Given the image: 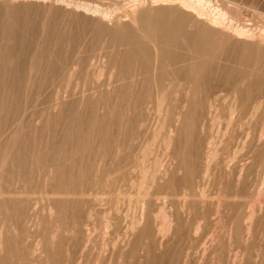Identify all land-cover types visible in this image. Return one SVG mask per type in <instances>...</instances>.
I'll use <instances>...</instances> for the list:
<instances>
[{
    "label": "bare ground",
    "instance_id": "obj_1",
    "mask_svg": "<svg viewBox=\"0 0 264 264\" xmlns=\"http://www.w3.org/2000/svg\"><path fill=\"white\" fill-rule=\"evenodd\" d=\"M128 2L130 3V8L127 10L129 12L127 13V11L123 10L125 14L122 15V21H128L129 24H121L119 26L118 21H121V18H115L116 21L114 23L117 27L112 32L114 34L111 35L113 42L110 45V53L108 57L106 51L103 53L110 60L112 68L104 79L99 80L100 76L102 77L104 74L102 73L103 69L101 72V69L98 68L100 66H98L95 70L92 68V72L90 71L91 78L89 79V83L87 81L86 83L85 81L77 83L76 81L75 87L70 88L69 81L78 71L77 66L80 65L79 54L81 52L79 49H83L84 46L81 47L79 45L81 48L77 47L76 51L71 54L70 52L66 54V51L64 52L62 48L61 51L63 53L59 52L58 56H54L57 55L55 53L58 52L56 51L58 49L53 51H56L55 53L49 51L53 53L50 55L47 53V50L45 53L48 56L51 57L53 55L56 57V60L54 58L53 60L51 59L52 63L49 61L50 57L47 56L49 58L47 62L49 61L52 64L50 65L52 67L51 72L49 74L45 72L47 75L43 76L47 77H42V80L39 81L34 96H31L32 98H30V93H28L30 99L27 97L28 99L25 100L21 108L16 103V99L14 101L16 104L14 111L20 109L19 122L21 127L31 128L34 131L31 118L35 117L37 120L36 117L40 116V114L35 113L34 109L38 104L40 106L43 104L39 103V100L41 99V95L47 93L45 98H43L45 100V107L42 111L47 113V118L49 119L52 117L50 113L53 110L63 109L65 125L61 126L60 139L58 138L60 142L54 143L52 149L46 150V145L44 148H30L36 152L34 166L37 168L38 179L31 177V169L27 170V153L21 151V153H14L13 157L17 164V172L26 174V176L29 172L26 182L28 186L27 191L30 190L31 192L29 191V194H25L24 201L18 198L21 191L18 192L17 189V191L13 192V190H10L9 185L5 187L0 185V205L10 211V215L8 216L15 221V226L18 225L17 228L20 232L19 235L15 234L6 237L4 235V239L0 237V249L6 247V254H8V256L0 255V264H13V260H9L10 255L11 257L13 255L17 257L19 260L17 262H20L19 264H28L31 261V257L36 254L38 258L40 257V264H188L189 261L187 263L184 257L188 256L187 254L190 252L188 250L194 245L197 250H200L202 256L208 251L206 264H264V73H261V71L264 72V28L261 29L260 27V30L257 29L258 32L255 33L251 28L247 27L248 25L243 24L245 22L242 23L237 18L238 16L228 14L227 7L231 6L229 1L225 4L219 3V0H128ZM88 3L78 2L75 7H78L83 14L98 17L100 21L107 22L111 20L109 11H105L106 8H104L105 10H100L97 8V4L93 6L90 4V6ZM32 9L34 8L32 7ZM14 10L16 8H10L5 13L8 14L10 11L12 14L11 11ZM71 12L70 14H73ZM11 14L0 24V102L3 98L1 96L2 89L12 82L11 85L18 91L20 87H18V84L24 77V68L20 66L22 64L20 61L23 59L21 57L22 54L20 56V52L18 51L19 59H21L20 61L16 59V62L15 58H17V55L14 58L11 54V47L4 44L7 41L6 39L10 40L11 34L14 37L16 36L9 23ZM260 16L262 17V15ZM242 21L244 20L242 19ZM101 33V30L97 32L96 37ZM116 33L120 34V37L119 35L116 36ZM62 38L64 39L65 37ZM4 39L5 41L2 43ZM14 39L16 40V38ZM58 41H62V39H57L58 47L56 48H59L61 45L58 44L60 43ZM247 41L250 43H247ZM89 42L92 43L91 41ZM105 42L103 41V44L100 46V51L105 49ZM81 44L83 45V43ZM116 44L124 46L122 51L119 50L120 52L116 53L118 57L111 55ZM86 46L90 45L86 44ZM110 47L108 48L110 49ZM40 52L43 56L38 54L37 58L39 56H46L45 53L43 54L44 49L43 52L42 49ZM104 61L106 62V60ZM90 62L92 63V60ZM96 62L93 64L95 67ZM91 63L88 64L91 65ZM90 65L85 67L87 68L85 75L82 74L84 78L88 77ZM103 68H105L104 64ZM37 71L38 68L36 73ZM56 78H59L61 81L65 80V83L62 86H60V83L54 84V79ZM111 86L113 88L109 90ZM31 88L33 87H30L29 91ZM97 91L99 92V96L94 97L93 94ZM75 94L80 95V99L68 101L69 103L65 105L61 103L63 99L65 102V98L67 99L69 96ZM99 103H102L104 106L103 114L96 112V106ZM80 108L85 109L88 113L86 118L80 115ZM0 111L2 110L0 109ZM87 113L84 112L86 115ZM62 114L63 112H61V116ZM224 114L227 117V119L224 118L226 127L233 124L232 121L236 117L244 119L242 121L246 126L245 136L249 140L250 146L248 149H246V146H242L247 150L244 149L246 155L242 154L243 157H241L245 158V162L243 161L245 165H241L240 162V165H237L238 170H235L237 167L232 169L228 165L227 176L224 177L222 174L221 176L217 175V177H220V180H216L218 181V183L216 182V190L213 192L214 195L209 198L208 193L206 194L204 190L206 188L209 189V187L203 189L204 185L201 186V184V188L196 185L199 183L197 181L200 178H197L198 180L195 181V186L192 183L196 168L199 167L195 168L198 137L195 135L197 131L194 133V124L196 127V123H199L202 127L205 118L211 116L210 126H212L216 122L218 123V120ZM124 115L127 116L125 122H123ZM12 119H14L13 116ZM209 119L208 124L210 123ZM3 125L0 122V135L2 134L1 128ZM122 125H126L128 129L120 130L122 129ZM238 127H236L237 131ZM22 128L19 131L21 138L23 137L27 140L26 134L22 136ZM163 128H165L166 134H163L164 136L160 140L162 146L164 145L166 148L165 150L168 151L167 148L171 142L175 143L172 146L171 152H167L173 162L174 160L176 161L175 169L171 170L169 174L167 170L163 173L160 171L162 174L158 173V175L157 172L161 166L163 169V165H161V162L159 163L161 155L157 158L155 156L157 155L156 153L153 160L149 159L150 156L146 158L149 160V163L151 161L149 165L145 160L143 161L148 166H145L142 160H140L142 164L140 169L139 167L137 168L140 171L139 180L137 182L135 180L136 184L132 183L130 186L133 189L135 188L136 191V195L132 194L134 195L132 198L135 197L134 200L130 199L128 195L129 205L133 206L130 218H127L128 220L120 218L116 214V211L112 219V215H108L110 213L109 211L107 212L109 208L106 212L105 210L102 212L99 229H97L93 224L91 212L94 206L96 210V205L102 203L103 197L98 195V192V194L95 193L100 197L94 198L90 204L87 199L89 190L91 187L95 188V186L100 184V187L103 189L105 187L108 188L107 185L110 182L113 184V182L127 179L126 176L131 172L129 169H126L131 161L129 157L132 153L131 149H133L131 140L137 137L138 133H144L145 135L151 129L150 138L144 142L146 143L145 145L151 146L157 141L156 139L160 136ZM227 131L230 132L228 129ZM171 132L172 134L175 132L173 136L172 134L170 135ZM12 133L11 131V136ZM225 133L222 134L225 135ZM194 136L195 138L192 140ZM238 137L239 135L236 134V139ZM0 138L3 140L10 139L8 134L1 135ZM220 142L222 144V140ZM34 143L36 142L34 141ZM153 150L151 153H154ZM232 150L234 151V149ZM149 151L148 153H146L147 151H141L142 157L145 153L150 154ZM237 151L239 154L236 155H240L241 152ZM202 152L204 151L202 150ZM217 153L210 155L207 152L206 157L211 156L213 163V159L216 157L213 158L212 155L218 156ZM235 153H229L230 157L227 155L230 158H228L229 161L234 160ZM140 156L139 158L141 159ZM205 159L203 158V162L207 164L208 161ZM237 159L235 160L238 161ZM14 161L12 158L11 165L8 164L7 167L15 165V163H12ZM4 162L5 160L0 165V173L2 169L6 168L7 161L5 164ZM222 162L224 163L225 161L222 160ZM206 164L205 167L207 168ZM234 164L236 162L232 163V165ZM232 165L230 163V166ZM133 166L135 171L136 165ZM206 168L204 169L203 167L204 170ZM175 171L181 172L179 180L181 190L178 194L175 193L178 191L177 187H173V182L176 181L173 179ZM202 173L204 174V171ZM167 174L169 176L165 180L164 177ZM216 174H219V171ZM157 176L159 179L156 182ZM130 179H128V182ZM208 179L207 177L206 180ZM13 180L16 181V179ZM1 182L3 183L4 181ZM165 188L167 190L172 189L173 193L171 195L174 196L169 195L173 199L176 195L178 198L179 196L182 197L181 206L177 200L178 207L181 208V210L179 208L180 214H178L177 210H175V213L172 212L173 216L165 212L163 205L168 195L167 192H163ZM173 188H175V192ZM159 194H163L161 197L164 199L160 204L158 202V199L161 198H159ZM85 197L86 202L84 201ZM188 198H194V201L191 199L188 202ZM22 201H24V207L20 204ZM84 204L86 211L84 215H80ZM38 205H40L39 212L35 210L36 207L38 209ZM166 207L168 206L165 203V209ZM4 209L3 213H6ZM27 209L31 211L28 216H26ZM45 210L47 211V218L41 216ZM256 210L261 214H259V218L254 219L255 213H257ZM170 216L173 217L174 221L170 219ZM9 217L8 219H10ZM180 222L183 227L189 222L193 226V230H187V232L183 230L181 233L183 228H180ZM10 223L11 228H13V222ZM49 224L53 225L51 232L48 230ZM171 224L172 235L175 239V241L173 240L175 242L174 249L173 246L169 245L170 243L163 244L162 242ZM35 226V243H31L30 241L32 245H28L25 242L26 238H28L27 236L30 239L34 237L27 233V229L29 227L33 229ZM13 229L14 233H18V230ZM192 244L193 246H191ZM182 251L184 252V257L180 259ZM192 251L195 253L194 250ZM37 262L35 263L37 264ZM32 263L34 264V262Z\"/></svg>",
    "mask_w": 264,
    "mask_h": 264
},
{
    "label": "rangeland",
    "instance_id": "obj_2",
    "mask_svg": "<svg viewBox=\"0 0 264 264\" xmlns=\"http://www.w3.org/2000/svg\"><path fill=\"white\" fill-rule=\"evenodd\" d=\"M71 1H73V2H71ZM90 1V2H89ZM227 1H229V0H219V3H221V4H225ZM232 1V2H231ZM49 2V3H48ZM64 2V3H63ZM88 3L89 5L91 4L92 6L93 5H96L97 4V8H99L100 10H105L104 8H106V10L105 11H109V17H110V19L112 20H110V21H100V19L98 18V17H92L91 15H89V14H83L82 13V11L81 10H79V8L78 7H75V5H76V3ZM127 2V3H126ZM230 2V4H231V6H229V7H227L228 9H227V11H228V14H231V15H234V16H238L237 18L238 19H240V21L243 23V22H245V23H243V24H245V25H248L247 27H249V28H251L252 30H253V32H258V30H260V27H261V29L262 28H264V0H230L229 1ZM35 3V4H34ZM66 3H68V4H66ZM73 3H74V5H73ZM50 4V5H49ZM58 4V5H57ZM64 4H65V6H64ZM98 4H99V6H98ZM126 4V5H125ZM130 3L128 2V0H67V1H65V0H61V1H59V0H18V1H16V0H0V24H2L4 21H5V19L6 18H8L7 16L8 15H10L11 13H10V11H9V13L8 14H6L5 12L7 11V9H10V8H16V10H14V11H11L12 12V14H11V18H9V20H10V25L12 26V29H13V31H14V33H15V35L17 36H15L14 37V35H12L11 34V36L12 37H10V40H8V39H6L7 41H5V39L2 41V43L4 42V44L5 45H9L11 48H12V46H13V48L11 49L10 48V50H11V54H12V56L15 58L16 57V55H17V58H15V60L16 59H19V54H18V51L20 52V56H21V54H22V58L23 59H21V61H20V59L18 60V61H20L22 64L20 65V63H19V65L20 66H22V68H24V77L22 78V80H20V82H19V84H18V87L20 86H22V88H20L19 87V90L17 91V90H15L14 88H13V85H11L12 84V82H11V84H9L8 83V85L7 86H5V88H3L2 89V92H1V96L3 97L2 99H1V102H0V109L2 110V111H0V118L2 119H0V122H2L4 125H3V127L1 128V131H2V134L1 135H4V134H8L9 135V137H10V139L9 140H3L2 138H0V165H1V163L5 160V162L7 161V164H6V168H4V169H2V171H1V173H0V182L1 181H4L2 184L0 183V185L1 186H8L9 185V188H10V190H13V192L14 191H17V189H18V192H20L21 191V194L18 196V198H20V199H22V200H24L25 201V194L26 193H30L31 191L30 190H28L27 191V182H26V177H27V180H28V177H29V172H28V174H27V176H26V174L24 175V174H20L19 172H17V164H16V161H14V153H17V152H19V153H21V152H26L27 153V167H28V169L27 170H30V171H32L31 172V177H33L34 179H36L37 178V168L34 166V162H35V157H36V152H35V150L34 151H32L33 149H30V148H33V147H38V148H44V147H46V150H50V149H52V145L55 143L56 144V142L58 143V142H60V134H61V131H62V127L65 125V118H64V111H63V109H61V110H59V109H55V110H53L50 114L52 115V117L51 116H49V117H51V118H47V113H45L44 111H42V110H44V107H45V100L43 99V98H45V96L47 95V93H44L43 95H41V99L39 100V103H43L41 106H40V104H38L37 105V107H35V109H34V111H35V113L36 114H40V116H37L36 118H37V120L35 119V117H32L31 118V121H32V125H33V129H34V131L31 129V128H22L21 127V125H20V122H19V119H20V109L19 110H17V111H14V106L16 105L15 103H14V101H15V99H16V103L18 104V105H20V108H21V106L23 105V103L25 102V100H27L28 98H29V96H28V93H30L29 95H30V98H32L31 96H34V94H35V90L37 89V85H38V83H39V81L40 80H42V77H44L43 75H45L47 72V74H49L50 72H51V70H52V67L50 66V65H52V64H50L49 63V61L50 62H52L53 63V61H51V59L53 60V58H54V60H56L55 58L56 57H54V56H58V53L59 52H61V53H63V51H61V49L63 48V50H64V52L66 53V54H69V52H70V54L71 53H74V51H76V49H77V47L78 48H81L82 46H84V48L82 49H79L80 50V52H81V54H79V56L81 57H79V60H80V62H79V64L80 65H78L77 66V72L73 75V77H71V80L68 82L69 83V87L70 88H73V87H75V84H76V81H77V83L78 82H81V83H83V81H85V83H86V81H87V83H89V79L91 78L90 77V71L92 72V68L95 70L98 66H100V67H98V68H100L101 69V72H102V69H103V74H104V76L102 75V77L100 76V79L99 80H102V79H104L105 77H106V75L109 73V71L112 69L111 68V64H110V60L109 59H107V57H108V55H109V53H110V50H111V47H110V45L112 44L111 42H113V38L111 37V35H113L114 33H112L113 31H114V29L117 27L116 26V24L114 23L115 21H116V19L115 18H117V19H120L121 21H122V19H123V17H122V15L123 14H125V11H127V10H129V8H130V5H129ZM57 5V6H56ZM68 5V6H67ZM90 5V6H91ZM114 5V6H113ZM123 5H125V6H123ZM67 6V7H66ZM109 6V7H108ZM32 7L35 9V11H34V9H32ZM75 8V9H74ZM77 9V10H76ZM109 9V10H108ZM20 10V11H19ZM27 10H28V12H27ZM67 10V11H66ZM114 10V11H113ZM123 10H125V11H123ZM70 11H72L71 13H73V14H70ZM81 11V12H80ZM79 12H80V14H79ZM123 12V13H122ZM129 11H127V13H128ZM236 12V13H235ZM28 13V14H27ZM66 13V14H65ZM111 13V14H110ZM65 14V15H64ZM82 14V15H81ZM238 14V15H237ZM240 14V15H239ZM28 15V16H27ZM32 15V16H31ZM49 15V16H48ZM62 15V16H61ZM65 17H64V16ZM69 15H71V16H69ZM80 15V16H79ZM117 15V16H116ZM260 15H262V17L260 16ZM112 16V17H111ZM121 16V17H120ZM29 17V18H28ZM30 17H32V18H30ZM36 17V18H35ZM70 18V19H69ZM86 18V19H85ZM93 18H95L94 20H93ZM17 19V20H16ZM38 19V20H37ZM69 19V20H68ZM113 19H115V20H113ZM242 19L244 20V21H242ZM80 20V21H79ZM37 21H38V23H37ZM68 21V22H67ZM118 21L119 23H118V25L120 26L121 24H129V22L128 21ZM249 21V22H248ZM30 22V23H29ZM50 22V23H49ZM98 22V23H97ZM111 22V23H110ZM259 22V23H258ZM47 23V24H46ZM49 23V24H48ZM67 23V24H66ZM97 23V24H96ZM247 23V24H246ZM19 24V25H18ZM34 24V25H33ZM28 25V26H27ZM49 25V26H48ZM78 25V26H77ZM108 25V26H107ZM256 25V26H255ZM263 25V26H262ZM31 27H32V29H31ZM89 27H90V29H89ZM88 28V29H87ZM132 28V27H131ZM43 29V30H42ZM133 29V28H132ZM258 29V30H257ZM18 30V31H17ZM100 30L102 31V33L100 34V35H98V37H96V35H97V32H100ZM133 30H135V29H133ZM257 30V31H256ZM33 31V32H32ZM44 31V32H43ZM27 32V33H26ZM32 32V33H31ZM117 34V33H116ZM28 35V36H27ZM119 35V37H120V34H117L116 36H118ZM25 36V37H24ZM31 36V37H30ZM65 37L64 39L62 38V37ZM26 37H27V39H26ZM11 38H13V39H11ZM14 38H16V40L14 39ZM23 38V39H22ZM42 38V39H41ZM18 39H19V41H18ZM34 39V40H33ZM57 39L58 40H61L62 39V41H58V42H60V43H58L59 45H60V47L59 48H56V47H58L57 46ZM13 40V41H12ZM24 40V41H23ZM31 40H33V41H31ZM39 41V42H38ZM44 43H43V42ZM56 41V42H55ZM89 41H91L92 43H90ZM103 41L105 42L104 43V47H105V49H103V50H101L100 51V46L103 44ZM31 42V43H30ZM54 42H55V45H54ZM110 42V43H109ZM17 43V44H16ZM40 43H41V45H40ZM81 43H83V45L81 44ZM85 43V44H84ZM247 43H250L249 41H247ZM44 44V45H43ZM72 44V45H71ZM86 44H88V45H90V46H86ZM17 45V46H16ZM81 47H80V46ZM17 48H16V47ZM67 46H69L68 48H67ZM26 47V48H25ZM108 47H110V49L108 48ZM16 48V49H15ZM68 50H67V49ZM73 48V49H72ZM42 49V52H43V49H44V52H43V54L45 53V51H47V53H49V55L50 54H53V53H55L56 51H58V52H56L55 54H57V55H51V57L50 56H48V54L47 53H45L46 54V60H45V57H40V56H43L42 54H41V52H40V50ZM53 49V50H52ZM56 49H58V50H56ZM99 49V50H98ZM109 49V50H108ZM124 49V46H121V45H118V44H116V46H115V48H114V51H113V53L111 54V55H113V56H117L118 57V55L116 54L117 52H120V51H122ZM39 50V51H38ZM54 50H56L55 52H53ZM83 50V51H82ZM120 50V51H119ZM16 51H17V53H16ZM49 51H51V52H53V53H50ZM100 51V52H99ZM106 51V55H107V57L106 56H104L103 55V53ZM23 52V53H22ZM79 52V53H80ZM99 52V53H98ZM34 53H35V55H34ZM84 53V54H83ZM38 54L40 55L38 58H37V56H38ZM15 55V56H14ZM50 57V60H49V58L48 57ZM91 59H90V58ZM95 57V58H94ZM104 57V58H103ZM26 58V59H25ZM31 58V59H30ZM34 58V59H33ZM84 58H85V60H84ZM99 58V59H98ZM42 59H44V60H42ZM47 59L49 60L48 62H47ZM40 60V61H39ZM90 60H92V63L90 62ZM104 60H106V62L104 61ZM83 61V62H82ZM96 61H98V62H96ZM16 62H17V60H16ZM55 62V61H54ZM94 62H96L95 63V65H96V67L93 65L94 64ZM102 62V63H101ZM104 62V63H103ZM48 63V64H47ZM88 63H91V65L90 64H88ZM56 64V63H55ZM99 64V65H98ZM102 64V65H101ZM103 64L105 65V68H106V70H105V68H103ZM37 65V66H36ZM54 65V64H53ZM82 65V66H81ZM88 65H90L91 67H89V72H88V77H86V78H84V76L83 75H85V71H86V69L87 68H85V67H88ZM80 66V67H79ZM43 67V68H42ZM82 67V69L80 70V68ZM28 68H30V69H28ZM36 68V69H35ZM37 68H38V71H37V73H36V70H37ZM49 68V69H48ZM26 69H27V71H26ZM47 69H48V71H47ZM108 69V70H107ZM46 70V71H45ZM50 70V71H49ZM87 70V71H88ZM113 71H115V70H113ZM46 72V73H45ZM90 73V74H89ZM261 73H264L263 71H261ZM32 74V75H31ZM46 74V75H47ZM83 74V75H82ZM36 75H37V77H36ZM79 75V76H78ZM29 76H30V78H29ZM45 77H47V76H45ZM44 77V78H45ZM29 79V80H28ZM76 79H78V80H76ZM83 79H85V80H83ZM27 80H28V82H27ZM34 81V82H33ZM26 82V83H25ZM22 83V84H21ZM60 83V86H62L64 83H65V80H60L59 78H56V79H54V84H59ZM33 84V85H32ZM25 85V86H24ZM32 85V86H31ZM30 87H33V88H31V90L30 91H32V92H30L29 91V88ZM113 88V86H111L110 88H109V90L110 89H112ZM21 89V90H20ZM33 89V90H32ZM3 91H5L4 92V94H3ZM14 91V92H13ZM15 91H17V92H15ZM23 93V94H22ZM17 94V95H16ZM94 97H97V96H99V92L97 91V92H95L94 94ZM28 97V98H27ZM72 97H74V99H72ZM29 98V99H30ZM78 99H80V95H77V94H75V95H71V96H69L67 99L65 98V102H64V99L62 100V104L63 105H65V104H68L70 101H72V100H78ZM69 101V102H68ZM3 103V104H2ZM12 103V104H11ZM11 104V105H10ZM102 103H99L97 106H96V112L98 113V114H103V111H104V109H103V104L101 105ZM11 106V107H10ZM39 106H40V108H39ZM98 106H100V107H98ZM100 109H98V108ZM59 111V112H58ZM79 111H80V115L82 116V117H87L88 116V113L86 112V110L85 109H83V108H80L79 109ZM82 111V112H81ZM61 112H63V114H62V116H61ZM84 112L85 113H87V115L86 114H84ZM13 113V114H12ZM7 115H8V118H7ZM42 115H43V117H42ZM85 115V116H84ZM12 116L14 117V119H12ZM18 116V117H17ZM57 116V118H55ZM6 117V118H5ZM40 117H42V118H40ZM60 117H61V119H60ZM210 118V119H209ZM224 118H226L227 119V117L225 116V114L224 115H222V117L218 120L219 122L217 123H215V125L217 124V126L215 127V125H212V126H210V124H211V116H209V117H207V118H205V120H204V125L202 126L204 129L202 130V127L200 126V124L199 123H196V127H195V124H194V128H195V131H194V133L197 131V134L195 133V135L198 137V143H197V145H196V155H195V168L196 167H198V168H196V171H195V173L198 171V170H200V171H198V173L197 174H195L194 173V175H195V177L194 178H196L195 180H194V178H193V180H192V183H193V185L195 186V181H197L199 178V181H197V182H199V183H197L196 185H198L199 186V188H201V186H203L202 188L204 189V188H206V187H209V189L208 188H206V189H204L205 190V192H206V194L208 195V197L210 198V197H212V195H214V193L213 192H215V190H216V187H217V183H218V181L220 180V177H217V175H220L221 176V174H222V176H227L226 175V172L228 173V165H229V167H231L232 169H235V167H237L235 170H238V166L240 165V162H241V165H243L244 163H243V161L245 162V158L243 159V158H241V157H243V155H246V149H248V147L250 146L249 144V140H247L246 139V136H245V133H246V126L244 125V123H243V121H244V119H242V118H238V117H236V118H234L233 119V124H230L231 125V127H230V125L228 126V127H226V125H225V122H224ZM7 119V120H6ZM36 121H35V120ZM48 119V120H47ZM60 119V120H59ZM126 119H127V116H123V122H125L126 121ZM160 119H162V118H160ZM208 119H209V121H210V123L208 124ZM225 119V120H226ZM236 119V120H235ZM237 119H238V121H239V119H240V121L238 122L237 121ZM5 120H6V122H5ZM34 120V121H33ZM58 120V121H57ZM243 120V121H242ZM47 121H49V123H47ZM63 121H64V123H63ZM222 121V122H221ZM236 122V124H235V122ZM242 121V122H241ZM12 122H13V124H12ZM36 122V123H35ZM46 122V123H45ZM54 123H55V125H54ZM60 123V124H59ZM238 123V124H237ZM240 123H243V124H240ZM222 124V126H220ZM223 124H224V126H223ZM63 125V126H62ZM62 126V127H61ZM126 125H122L121 127H122V129H120V130H126V129H128L127 128V126L125 127ZM208 126H209V128H208ZM219 126V127H218ZM242 129H240L239 127ZM11 127V128H10ZM35 127H37V128H35ZM48 127H49V129H48ZM212 127V128H211ZM222 127H223V129H222ZM236 127H238V131L236 130L237 128ZM20 128V129H19ZM21 128H22V131L21 132H23V135L22 136H24L25 134L27 135V140H25L23 137V139L21 138V134H20V130H21ZM225 128V129H224ZM19 129V130H18ZM57 131H56V130ZM165 128H163V130L161 131V133H160V136L156 139L157 141H158V139H159V141L157 142L156 140V142L155 143H153V145H145L146 143H144V142H146V140H148V138H150V136H151V133H150V131H151V129L150 130H148L149 132H146L145 133V135H144V133H138L139 135H136L137 137H134L132 140H131V143L133 144V149H131V151H132V153H131V155L129 156L130 157V159H131V161L129 162V166L127 165V167H126V169H129L131 172L129 173V175H130V177H129V175L128 176H126V178L127 179H125L124 181H117V182H113V184L110 182V183H108V188H102V187H100V185H97V186H95V188L93 187H91V189L89 190V193H88V200H89V202H90V204L92 203V201H93V199L94 198H96V197H100V196H98V195H101V197H103L102 198V203H100L99 205H96V210L94 209L95 208V206L93 207V209H92V212H91V214H92V221H93V224H94V226L95 227H97V229H99V225H100V216H101V214H102V212H104V210H105V212H106V210L107 209H109V210H107V212L109 211V213L110 214H108V215H112L111 216V218L113 219V216H115V212H116V214H118V216H120V218H125V219H129L130 218V216H131V214H132V209H133V206H131V205H129V196H130V199H132V200H134V198H132L134 195H136V191H135V188L133 189L132 187H130L131 186V184L132 183H134V184H136V182L139 180V177L138 176H140V171H139V169H140V166H141V164L142 163H144L143 161L145 160V162L146 163H148V165L151 163V161H150V163H149V160L148 159H146L147 157L149 158V156H150V160H153V158H155L154 157V155H155V153L157 154V155H155L157 158H159L160 156L159 155H161V157H160V159H159V163L161 162V165H163V169H162V166L159 168L160 170L157 172V174L159 173V174H162L163 172H166V170H167V173L169 174V172L172 170H174L175 169V164H176V161L174 160V162H173V160H172V158L170 157V156H168V153L169 152H171V150L173 149L172 148V146L173 145H175V143H173V142H171L170 143V145L168 146V151L167 150H165L166 148L164 147V145L162 146V142H161V138L166 134V132H165V130H164ZM198 129V130H197ZM199 129H201V130H199ZM216 129H218L217 131H215ZM227 129L230 131V132H228L227 131ZM239 129H240V131H239ZM17 130H18V132H17ZM118 130H119V128H118ZM208 130H212L211 132L209 131V132H207ZM220 130H222V131H220ZM225 130H226V133H228V134H226L225 133ZM236 130V131H235ZM13 132L12 133V136L10 135V132ZM214 131V132H213ZM243 133H242V132ZM17 132V133H16ZM55 132V133H54ZM202 132V133H201ZM236 132V133H235ZM238 132V133H237ZM48 133V134H47ZM60 133V134H59ZM174 133L175 132H173V134H172V132L170 133V135L172 134V136L174 135ZM187 133V132H186ZM201 133V134H200ZM215 135H214V134ZM217 133V134H216ZM225 133V135H226V137H225V135H223V134ZM233 133H234V135H233ZM240 133H241V135H240ZM20 134V135H19ZM35 134V135H34ZM164 134V135H163ZM185 134V133H184ZM222 134V135H221ZM236 134L237 135H239V137H238V139H236ZM244 135V139H245V141H244V139H243V135ZM1 135H0V137H1ZM140 135H141V137H140ZM200 135H201V137H200ZM210 135H211V137H210ZM35 137V138H34ZM140 137V138H139ZM215 139H214V138ZM231 137V138H230ZM234 137V138H233ZM59 138V139H58ZM194 138H195V136L194 137H192V140H194ZM212 138V139H211ZM220 138H223V139H221L222 140V144H221V140H220ZM227 138V139H226ZM230 138V139H229ZM33 139H34V141L36 142V143H34V141H33ZM59 140V141H57V140ZM137 139V140H136ZM143 139V140H142ZM213 139H214V141H213ZM219 139V140H218ZM240 139V140H239ZM212 141V144H211V141ZM216 140V141H215ZM225 140V141H224ZM235 140V141H234ZM238 140H239V142H238ZM241 140H243L242 142H241ZM28 141V142H27ZM203 141V142H202ZM219 141V142H218ZM248 143H247V142ZM135 142V143H134ZM142 142H143V146H142ZM204 142H206L205 144H207V145H205V144H203ZM209 142H210V144H209ZM215 142V144H213ZM247 144H246V143ZM201 143H202V145H201ZM226 145H225V144ZM238 145H237V144ZM240 143H242V144H240ZM220 144V145H219ZM223 144H224V146H223ZM244 144H246V145H244ZM46 145V146H45ZM136 145V146H135ZM159 145V146H158ZM211 145H213L212 147H211ZM217 145H218V147H217ZM221 145H222V148H221ZM230 145V146H229ZM239 145H240V147H239ZM145 146V147H144ZM198 146V147H197ZM207 146V147H206ZM227 146H228V148H227ZM233 146H235L234 148H233ZM242 146H246V149H245V147H242ZM13 147V148H12ZM146 147H147V149H146ZM149 147H150V151H149ZM160 147H163V148H161L160 149ZM217 149H216V148ZM239 147V148H238ZM242 147V148H241ZM18 148H19V151H18ZM29 148V149H28ZM37 148V149H38ZM142 148H144V149H142ZM221 148V149H220ZM227 150H226V149ZM236 148V149H235ZM242 150H241V149ZM36 149V150H37ZM153 149H155V150H153ZM170 149V150H169ZM204 149H206V150H204ZM214 149H215V152H214ZM232 149H234V151L236 152V150H239V152H241L240 153V155H236V154H239L238 153V151L235 153L233 150H232V152H231V150ZM246 151H245V150ZM11 150H12V152H11ZM15 150V151H14ZM139 152H138V151ZM152 150H153V152L154 153H151L152 152ZM200 150V151H199ZM202 150L204 151V152H202ZM212 150H213V152H212ZM217 150V151H216ZM224 150V151H223ZM241 150V151H240ZM21 151V152H20ZM134 151V152H133ZM141 151H144V152H146V153H148V151L150 152V154H144V156L142 157V152ZM162 151V152H161ZM164 151V152H163ZM166 151V152H165ZM206 151V152H205ZM219 151V152H218ZM230 154H232V153H235V157L233 158L234 160L235 159H237V158H241V159H237L238 161H234V160H230L229 161V157H230V155H228L229 153ZM245 151V152H244ZM141 152V153H140ZM161 152V154H159ZM168 152V153H167ZM198 152H200V153H198ZM207 152H209V154L211 155V154H216L217 152V154H218V156L216 155V156H213L212 155V157L213 158H215V159H213V163H212V160H211V156L210 157H206V155H207ZM162 153H164L163 155H162ZM165 153H167V155H165ZM222 153V154H221ZM9 154V155H8ZM42 154V153H41ZM133 154H134V156H133ZM199 154V155H198ZM203 154V155H202ZM243 154V155H242ZM9 157H8V156ZM139 155H141L140 157H141V159L139 158ZM146 155V156H145ZM148 155V156H147ZM152 155V156H151ZM224 155H226V156H224ZM229 157H228V156ZM32 156V157H31ZM159 156V157H158ZM163 156V157H162ZM201 156V157H200ZM8 157V158H7ZM134 157V158H133ZM205 157H206V159H205ZM227 157V158H226ZM237 157V158H236ZM245 157V156H244ZM3 158V159H2ZM12 158H13V161L14 162H12V163H15V165H12V166H14L13 168H12V166H10V167H7V165L9 164V165H11V161H12ZM32 158V159H31ZM144 158V159H143ZM171 158V159H170ZM198 158H199V160H198ZM203 158L206 160V161H208V163L206 164V162L204 163L203 162ZM210 158V159H209ZM223 158H225V159H223ZM229 158V159H228ZM139 159V160H138ZM200 159H201V161H200ZM221 159V160H220ZM139 162H138V161ZM140 160H142V163H140ZM147 160H148V162H147ZM204 160V161H205ZM218 160H220V161H218ZM222 160H224L225 162L223 163L222 162ZM30 161H31V163H30ZM169 161V162H168ZM215 161H217V162H215ZM236 162V164H234V165H232V163H234V162ZM5 162H4V164H5ZM165 162V163H164ZM210 162V163H209ZM221 162V163H220ZM146 163H144V165L145 166H148V165H146ZM200 163V164H199ZM228 163V164H227ZM230 163H231V165L232 166H230ZM239 163V164H238ZM32 164V165H31ZM165 164V165H164ZM196 164H197V166H196ZM205 164H206V166H207V168L209 169H207L206 167H205ZM214 164V165H213ZM218 164V165H217ZM225 166H224V165ZM31 165V166H30ZM133 165H136L135 166V171H134V166ZM169 165H170V167H169ZM238 165V166H237ZM245 165V164H244ZM173 166V167H172ZM218 166V167H217ZM1 167V166H0ZM4 167H5V165H4ZM132 167H133V170H132ZM139 167V169H137ZM201 167V168H200ZM203 167H204V169L206 168V170H204L203 169ZM210 167V168H209ZM214 167V168H213ZM223 167V168H222ZM226 167V168H225ZM242 167V166H241ZM241 167H239V168H241ZM167 168V169H166ZM213 168V169H212ZM216 168V169H215ZM6 169V170H5ZM164 169H165V171H164ZM169 169V170H168ZM213 170V172H212V170ZM215 169V170H214ZM139 172H138V171ZM163 170V171H162ZM219 171V174H216L218 171ZM225 170V171H224ZM35 171V172H34ZM132 171H133V173H132ZM162 173H161V172ZM204 171V174L202 173V172ZM206 171V172H205ZM216 171V172H215ZM3 172V173H2ZM176 172V171H175ZM173 173V179L174 180H176L175 182H173L174 183V186L173 187H177V189H178V191H176L175 190V188H173L174 189V192L175 193H177L178 194V192H180V190H181V187H179V180H180V178H181V172L180 171H178V172H176V173ZM211 172V173H210ZM223 172V173H222ZM207 173V174H206ZM213 173H214V175H213ZM10 174H12V175H10ZM158 174V175H159ZM165 175V177H164V179L166 178V177H168L169 175ZM175 174V175H174ZM179 174V175H178ZM207 176H206V175ZM210 174H211V177H210ZM7 175V176H6ZM18 175V176H17ZM133 175V176H132ZM202 175V176H201ZM4 176V177H3ZM11 176H12V178H11ZM133 178H132V177ZM197 176V177H196ZM201 176V177H200ZM177 177V178H176ZM202 177H204V178H202ZM206 177V178H205ZM207 177L209 178L208 180H206L207 179ZM217 177V178H216ZM24 178V179H23ZM129 178H131L132 180H134V182H132V180L130 181L129 180V182H128V179ZM134 178H136V179H134ZM198 178V179H197ZM5 179V180H4ZM13 179H16V181L15 180H13ZM38 179V178H37ZM159 179V177L157 176V178L155 179L156 180V182H157V180ZM164 179H162V180H164ZM9 180V181H8ZM18 180V181H17ZM135 180H136V182H135ZM166 180V179H165ZM173 180V181H174ZM202 180H203V182H202ZM211 180V181H210ZM214 180H215V182H214ZM216 180H218V181H216ZM128 182V183H126V182ZM209 181V182H208ZM6 182H9V183H6ZM11 182H12V184H14V185H12L11 184ZM18 182V183H17ZM207 182V183H206ZM217 182V183H216ZM130 183V184H129ZM176 183V184H175ZM205 183H206V185H205ZM20 184V185H19ZM124 184H125V186H124ZM129 186H128V185ZM177 184H178V186H177ZM202 184V185H201ZM214 184H216V186H214ZM176 185V186H175ZM201 185V186H200ZM209 185V186H208ZM15 186H17V187H15V189H14V187ZM124 186V187H123ZM24 189H23V188ZM110 187V188H109ZM112 187V188H111ZM12 188V189H11ZM20 188V189H19ZM215 188V189H214ZM108 189V190H107ZM110 189V190H109ZM166 189V188H165ZM165 189H163V192H167L168 193V195H167V197L165 198V202H164V210H165V212H167V214L168 215H172L173 216V214H172V212L173 213H175V210H177V212H178V214H180L181 213V208L180 207H178L179 206V204H180V206H181V201H182V197L181 196H179V198H178V196L176 195L175 197H177V199H175V197H174V199L172 198V197H170V195H171V193H173L171 190V188L170 189H166V191H165ZM100 190V191H99ZM104 190V191H103ZM117 190V191H116ZM124 190V191H123ZM132 190H134V191H132ZM209 190V191H208ZM214 190V191H213ZM22 191H24L23 193H22ZM30 191V192H29ZM112 191H114L113 193H112ZM91 192V193H90ZM99 194H98V193ZM103 192V193H102ZM106 192V193H105ZM111 192V193H110ZM98 194V195H96V194ZM101 193V194H100ZM104 193H105V195H104ZM119 193V194H118ZM126 193V194H125ZM22 194H24V195H22ZM108 194V195H107ZM110 194V195H109ZM118 194V195H117ZM124 194V195H123ZM132 194H134V195H132ZM170 194V195H169ZM113 195V196H112ZM116 195V196H115ZM120 195V196H119ZM129 195V196H128ZM14 196V195H13ZM24 196V197H23ZM108 196H109V199H108ZM118 196V197H117ZM161 196H163V194L162 195H160L159 194V198L161 197ZM171 196H174V195H171ZM87 197V196H86ZM86 197H85V199H84V201L86 202ZM112 197H113V199H112ZM168 197H170L169 199H168ZM111 198V199H110ZM119 198V199H118ZM162 198V197H161ZM158 199V202H159V204L162 202V200H164L163 198L162 199ZM121 199V200H120ZM192 198H188L187 200H188V202H190V200H191ZM112 202H111V201ZM118 200V201H117ZM172 200H174V201H172ZM179 201V204H178V201ZM24 201H22V203H20L23 207L25 206V204L23 203ZM106 201H107V203H106ZM117 201V202H116ZM170 203H169V202ZM192 201H194V198L192 199ZM115 202V203H114ZM174 202H175V204H174ZM104 203V204H103ZM165 203H166V206H168V207H166V209H165ZM115 205V206H114ZM175 205H177V206H175ZM85 206V204L82 206V208H81V212H80V215H84V212L86 211V206H85V208H83ZM98 206V207H97ZM127 206V207H126ZM172 206V207H171ZM40 205H38V209H37V207H36V211L37 212H39V210H40ZM102 207V208H101ZM113 207V208H112ZM171 207V208H170ZM178 209H177V208ZM121 208V209H120ZM132 208V209H131ZM179 208H180V210H179ZM3 209H4V207L2 206V205H0V224H2V225H0V233H1V235H0V237H1V239H4L6 236H12V235H19L20 234V232H19V230H18V228H17V226H15V221L13 220V219H11V217H9L8 215H10L9 214V210H7V209H4V212H6V213H3ZM83 209H84V211H83ZM95 210V211H94ZM174 210V211H173ZM8 211V212H7ZM29 212H31L29 209H27L26 210V216H28V215H30V213ZM256 212L258 213H255L256 215L254 216V219H256L257 217L259 218L260 217V215L259 214H261V213H259L257 210H256ZM96 213V214H95ZM128 213V214H127ZM170 213V214H169ZM5 214V215H4ZM2 215V216H1ZM41 216H44L45 218H47L48 217V215H47V211L45 210V212H43V214L41 215ZM172 216H170V219H173V217ZM8 217L10 218V219H8ZM5 219V220H4ZM127 219V220H128ZM4 220V222H2ZM12 220V221H11ZM126 220V221H127ZM173 221H174V219H173ZM10 222H13L12 224H14V227H13V225H12V227L13 228H15L16 230H18V233H14V229L13 228H11V223ZM10 223V224H9ZM121 223H123L122 221H121ZM51 224H49V226H50ZM180 228L182 227L183 229L181 230V233H182V231L184 230V232L186 231L187 232V230L189 231H191V229L193 230V226L188 222V226L186 225L185 227H183V225L181 224V222H180ZM2 226V227H1ZM5 226V227H4ZM48 226V230L51 232L52 231V227H53V225H51L50 227ZM171 227V229L169 228V231H168V233H166V235H165V237L162 239L163 241V244H168V243H170L169 245L170 246H173V249H174V241H175V239L173 238V235H172V233H173V230H172V224L170 225ZM190 226H191V228H190ZM173 227H174V225H173ZM2 228V229H1ZM34 229V230H33ZM31 228V227H29L28 229H27V233L30 235V236H32V237H34V238H31L30 239V237L29 236H27L28 238H26V240L28 241H26L25 240V242H26V244H28V245H32L31 243H35V238H36V226H35V228ZM174 229V228H173ZM186 229V230H185ZM1 230H3V231H1ZM15 230V231H16ZM30 230H32V231H30ZM171 231V232H170ZM17 232V231H16ZM33 232H34V234H33ZM49 232V233H50ZM33 234V235H32ZM4 235H5V237H4ZM172 235V236H171ZM25 237V236H24ZM174 240V241H173ZM30 241H31V243H30ZM34 241V242H33ZM173 242V243H172ZM261 243H263V241H261ZM173 244V245H172ZM193 244H195V243H193ZM193 244L191 245V246H193ZM195 247V245L191 248V249H189L188 251H190V252H188V256H186V257H184V252L182 251L181 252V254H180V259H182V257H184L185 258V260H187V263H188V261H189V263L188 264H206L207 263V257L206 256H208L207 254H208V251H206L204 254H203V256H202V254H201V252H200V250L198 249L197 250V248L195 249L194 248ZM12 248H13V244H12ZM192 250H194L195 251V253L192 251ZM196 250H197V252H196ZM2 251V252H1ZM0 255H7L8 256V254H6L7 253V251H6V247H3V249H0ZM198 253V254H197ZM192 254V255H191ZM201 254V255H200ZM206 254V255H205ZM191 255V256H190ZM195 255V256H194ZM197 255V256H196ZM33 256H35V257H33ZM32 257H31V261L28 263V264H31V262H34V264H36L35 262H37V264H40V262H39V259H40V257L38 258V255L36 254V255H33ZM191 258H190V257ZM200 256V257H199ZM194 257V258H193ZM13 258V259H12ZM35 258H37L36 260H34ZM198 258V259H197ZM9 260H13L12 262H13V264H19L20 262H17V261H19L18 259H17V257H15L14 255L11 257V255L9 256ZM32 260H34V261H32ZM41 261V260H40ZM192 261V262H191ZM202 262V263H201ZM42 263V262H41ZM33 264V263H32ZM164 264H166V263H164ZM168 264V263H167Z\"/></svg>",
    "mask_w": 264,
    "mask_h": 264
},
{
    "label": "crops",
    "instance_id": "obj_3",
    "mask_svg": "<svg viewBox=\"0 0 264 264\" xmlns=\"http://www.w3.org/2000/svg\"><path fill=\"white\" fill-rule=\"evenodd\" d=\"M230 1V0H229ZM232 2V1H231Z\"/></svg>",
    "mask_w": 264,
    "mask_h": 264
}]
</instances>
